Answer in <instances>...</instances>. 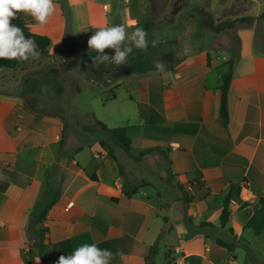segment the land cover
Listing matches in <instances>:
<instances>
[{"label": "crops", "instance_id": "0c3cea01", "mask_svg": "<svg viewBox=\"0 0 264 264\" xmlns=\"http://www.w3.org/2000/svg\"><path fill=\"white\" fill-rule=\"evenodd\" d=\"M173 4V0L167 2L166 15L172 27L181 13L174 12ZM129 5L136 7L131 1ZM226 7L221 1V9ZM134 13L129 10L130 19H136ZM17 16L32 21L23 12ZM230 16L225 13L222 19ZM261 21L236 27L238 55L232 65L228 61L233 54L231 41L220 33L217 37L225 40L220 48L197 46L193 39L185 54L169 57L163 72L155 68L160 63L158 55L147 48L153 57L142 66L149 68L145 72L129 71L139 67L134 62L146 50L142 49L130 54L129 64L115 65L105 75L108 87L126 85L129 92L136 91L130 99L137 103L139 123L123 125L133 127L135 159L119 148L115 161L102 143L93 141L92 130L59 131L63 118L54 112L40 115L35 122L41 141L20 144L12 135L10 118L15 107L20 105L21 117L37 112L27 110L26 98L13 96L11 86L3 96L15 98L14 103L0 113V264H56L61 255L71 254L84 243L110 250V264H264V230L256 234L245 226L259 204V194L264 193ZM70 51L74 56L81 54L74 47ZM86 55L93 65L96 53L88 50ZM229 72L226 126L221 121V85ZM117 98L113 92L105 101ZM156 171L157 182L152 180ZM194 174H199L203 185L186 203L180 185ZM143 181L150 185L139 187L128 198L126 192ZM159 182L170 185L164 190ZM156 184L152 195L146 188ZM230 184L240 186L241 200H232L229 220L223 224ZM57 189L58 201L46 220L36 224L37 208ZM39 227L48 230L39 235Z\"/></svg>", "mask_w": 264, "mask_h": 264}, {"label": "rangeland", "instance_id": "374dc122", "mask_svg": "<svg viewBox=\"0 0 264 264\" xmlns=\"http://www.w3.org/2000/svg\"><path fill=\"white\" fill-rule=\"evenodd\" d=\"M130 1L136 7H130ZM169 1L172 0H54L56 12L44 25L38 24L32 17H30L32 21H25L19 17L33 31L46 34L51 39L47 54L30 58L28 61H20L15 69L0 68V113L7 112L14 103L15 98L3 96L11 90V86L13 96L26 98L29 106L26 105L25 108L37 112L33 117L26 118L25 114L21 117L18 115L21 112L20 105L15 107L10 118L13 126L12 135L18 137L20 144L41 141L36 136L35 122L40 119V115L51 112L63 118L59 131L69 128H74L78 132L92 130L93 141L110 145L115 153L121 146L118 140L107 132L103 126L105 123L96 115L102 117L112 127H121L127 122L139 123L136 114L137 103L130 99V95L136 97V91L129 92L126 85L108 87V77L105 75L115 64L110 62L109 65L105 63L99 67H92L93 65L86 60L89 58L86 55L87 51H92L89 49L88 40L97 28L121 23L128 25L129 32L137 27L143 28L147 33V48L156 52L158 61L162 64H166L169 57L173 56L176 59L177 56L185 54L193 39L197 46L220 48L227 36L233 50L228 61L234 62L238 55L236 27L246 24L229 23L243 16L257 18L264 13V0L252 5L249 4L250 0H173L174 12L181 13L178 17L175 16L172 27L171 20L166 17L169 14L167 6ZM221 1L227 6L224 11L221 9ZM129 10L135 11L136 19H130ZM202 10L212 14V21L215 24L224 23L220 31L216 32L204 25L203 22L209 18L203 15ZM225 13L231 15V18L222 19ZM238 15L239 17H236ZM263 28L264 21H261L259 30ZM220 33L225 40L217 37L216 34ZM73 47L81 52V57L75 55L78 61L70 53ZM137 50L142 49H134L133 52ZM218 51L221 52L220 49ZM105 52L109 55L114 54L112 49H105ZM169 52L173 55H169ZM113 92L117 94V100L106 102V99L113 96ZM130 138L133 146L134 140L131 135ZM103 147L107 150L105 145ZM160 169L161 163L157 167V170ZM121 173L123 174L122 170ZM158 178V172H152V180L157 182ZM197 181L202 180L199 175L194 174L192 179L183 185V189L189 195H193L198 186ZM169 185L170 182H159V186L164 190ZM156 187L157 184L148 186L146 190L155 195ZM262 238L264 243V235Z\"/></svg>", "mask_w": 264, "mask_h": 264}, {"label": "clouds", "instance_id": "9594fccd", "mask_svg": "<svg viewBox=\"0 0 264 264\" xmlns=\"http://www.w3.org/2000/svg\"><path fill=\"white\" fill-rule=\"evenodd\" d=\"M18 12L30 15L38 24L44 25L56 12L54 0H0V58L28 61L38 58V45L31 37H26L21 27L11 23ZM147 33L137 27L129 32L128 25L113 24L97 28L88 40L89 49L96 55L93 65L99 67L107 62L120 67L127 65L134 49H147ZM105 49H112L109 55ZM155 68L164 71V64L156 63ZM113 253L100 248L96 243H84L71 254L61 255L56 264H110ZM123 260V254H121Z\"/></svg>", "mask_w": 264, "mask_h": 264}, {"label": "trees", "instance_id": "16d2710c", "mask_svg": "<svg viewBox=\"0 0 264 264\" xmlns=\"http://www.w3.org/2000/svg\"><path fill=\"white\" fill-rule=\"evenodd\" d=\"M203 15H207L209 20L204 21V25L209 27L210 29L218 32L222 29L224 26V23L221 24H215L212 21V14H209L207 11L202 10ZM257 20H264V13H262L259 17H254V16H243L240 18H237L233 20L232 22L229 23V25L234 24V22H240L242 24L246 25H252L254 24ZM11 23L19 26L23 29L24 34L26 37H31L32 39L35 40L36 44L38 45V51L41 53V55H45L48 53V48L51 45V39L48 35L46 34H41L33 31L30 26L20 19L18 16L13 18L11 20ZM139 58L138 60L134 62L135 64H138L139 67L135 68H130V72H145L149 68L145 69L142 67L144 63L149 62L151 58L153 57V53L149 50H142L138 53ZM20 61L18 60H8L5 58H0V68H6V69H15L19 65ZM231 65L234 63L229 62ZM232 78V72H229L224 76V81L223 84L221 85L222 89V99H221V121L223 122L224 125L229 124V109H228V92H229V86ZM104 128L109 132L115 139L118 140L121 148H123L127 154L130 157H133L134 159L136 158L135 155L132 153V141L129 135V131L133 128L132 126H121V127H114V128H109L105 124H103ZM102 145H105L107 148L108 155L112 157L115 161H118V157L116 153L113 151L112 147L110 145H106L102 142ZM146 152V151H145ZM199 175V174H197ZM150 185L148 182H140L132 191H127L126 196L128 198L132 197L134 193L139 189L141 186H147ZM197 187H200L203 185L202 181H197ZM183 195L182 199L186 202L189 203L192 201L193 196L189 195L185 189H183V186L180 185ZM60 189H57L56 192L53 194L52 198H45L39 207L37 208L36 211V219L35 222L36 224L40 225L42 224L46 218L49 210L51 207L58 201L60 197ZM235 199L236 201H240V186L236 184H230L229 189L225 195V200H224V205H223V212L221 215V221L223 224H226L229 220V215L231 213L230 210V204L232 200ZM246 227L251 228L255 231L256 234H261L264 230V193L259 194V204L254 211V213L250 216V218L247 220ZM48 228L46 227H39L37 230V233L41 235L45 231H47ZM227 247L231 248L233 247V244H225Z\"/></svg>", "mask_w": 264, "mask_h": 264}]
</instances>
